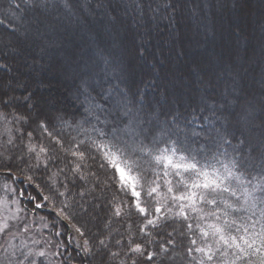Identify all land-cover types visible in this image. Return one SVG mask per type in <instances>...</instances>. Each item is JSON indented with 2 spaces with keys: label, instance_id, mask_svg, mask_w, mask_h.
<instances>
[{
  "label": "trees",
  "instance_id": "1",
  "mask_svg": "<svg viewBox=\"0 0 264 264\" xmlns=\"http://www.w3.org/2000/svg\"><path fill=\"white\" fill-rule=\"evenodd\" d=\"M125 105L166 130L158 139L201 132L192 138L198 159L227 153L251 165L241 170L257 183L264 0H47L44 9L0 0V191L7 184L22 195L21 226L53 244L55 264H199L194 218L164 206L172 200L163 178L159 194H147L161 169L132 156L140 213L98 147L112 141Z\"/></svg>",
  "mask_w": 264,
  "mask_h": 264
},
{
  "label": "snow or ice",
  "instance_id": "2",
  "mask_svg": "<svg viewBox=\"0 0 264 264\" xmlns=\"http://www.w3.org/2000/svg\"><path fill=\"white\" fill-rule=\"evenodd\" d=\"M31 2L37 9H44L47 5V0ZM33 22L37 28L43 23L39 17ZM152 123L153 121L146 120L139 110L125 105L117 115V125L112 129V141L98 145L104 149L105 158L117 170L121 184L131 188L132 195L136 197L138 211L146 213L147 209L141 206V193L136 191V186L143 177L139 174L132 175L134 166L138 168L139 164L132 156L143 154L149 157L150 163L160 168L162 173V177L161 173H157L156 180L151 182L154 186L149 188V196L153 193L159 194L158 181L163 178L167 193L178 207L176 215L187 220L188 213L193 212L201 214V219L214 220L212 223L196 225L205 242L203 247L195 248V251L201 254L199 264H212L214 258H217L216 264H244L245 261L247 264H254L251 260L253 256H258L257 264H264V175H261L257 183L252 184L241 170L251 165L235 157L229 159L227 153H224L225 160L218 159L214 153L198 159L201 154L192 147V138L199 137L201 132L185 129L184 138L181 140L177 134L181 131L178 128L177 133L169 131L166 138L158 139L166 130L161 129L160 133H157L151 126ZM99 135L106 134L100 132ZM220 138L225 140L224 135ZM240 143H243V140ZM41 151L46 149L42 148ZM73 155L84 157L83 152ZM261 167L264 168V165ZM170 176L178 178L175 185L171 179H167ZM204 205L212 206L214 210L205 212ZM159 211L160 208L157 207L156 212ZM242 212L246 215H235ZM153 223V220H148V224ZM7 227L6 223L3 224L0 231ZM76 231L80 232V229L76 228ZM88 243L87 240L84 241L85 252L89 250ZM99 244L103 246L105 241L100 240ZM192 244H196V241L193 240ZM140 249L141 246L137 244L133 251L139 252ZM191 251L190 248L189 252ZM39 255L43 256L44 253L40 252Z\"/></svg>",
  "mask_w": 264,
  "mask_h": 264
},
{
  "label": "rangeland",
  "instance_id": "3",
  "mask_svg": "<svg viewBox=\"0 0 264 264\" xmlns=\"http://www.w3.org/2000/svg\"><path fill=\"white\" fill-rule=\"evenodd\" d=\"M121 167H123V165H121ZM171 178L172 181H177L178 179L172 176L168 177L167 179ZM122 186L127 188L132 193L130 187L125 185ZM12 191L14 193H11ZM136 191L140 192L138 184L136 186ZM0 193V226L5 223L8 225L4 231H0V264H55L53 258L55 256L56 249L53 248V244L41 239L40 236L42 234L35 232V229H24L25 227L21 226V222L25 220L22 195L20 193L17 195L12 185L7 184L5 185L3 191H0ZM165 193L168 194L167 190ZM168 195L170 196V194ZM139 199L141 201V195ZM163 204L172 213L178 212V207L173 202L169 203L165 200ZM38 206H40V204ZM203 207L205 212L214 210L213 207L209 205H204ZM189 213L191 217L194 218V221H191V223H194L195 225H203L204 223L214 222L212 218H207L206 220L201 219V214L193 212ZM32 224L37 223L29 219V226ZM47 227V223L44 225L41 224L39 226L40 229H47ZM196 231L199 232V234L197 235L195 246L196 248L203 247L205 242L202 239L198 228H196ZM40 252H43L44 255H39ZM191 257L199 263L201 254L195 251ZM216 261L217 258H214L212 264H216Z\"/></svg>",
  "mask_w": 264,
  "mask_h": 264
},
{
  "label": "water",
  "instance_id": "4",
  "mask_svg": "<svg viewBox=\"0 0 264 264\" xmlns=\"http://www.w3.org/2000/svg\"><path fill=\"white\" fill-rule=\"evenodd\" d=\"M70 230V229H69Z\"/></svg>",
  "mask_w": 264,
  "mask_h": 264
}]
</instances>
